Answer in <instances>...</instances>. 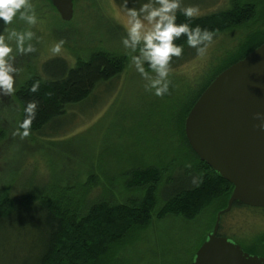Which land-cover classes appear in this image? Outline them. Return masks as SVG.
<instances>
[{"label": "rangeland", "instance_id": "1", "mask_svg": "<svg viewBox=\"0 0 264 264\" xmlns=\"http://www.w3.org/2000/svg\"><path fill=\"white\" fill-rule=\"evenodd\" d=\"M229 1L181 0V6L198 8L197 17H201L227 9ZM251 1L257 5L253 22L214 38L203 56L188 47L172 59L169 91L162 97L146 91L148 81L130 67V56L121 43L127 34L124 0H72L69 22L60 19L51 1L29 0L37 14L35 25L14 19L5 30L0 21V35L14 50L11 63L17 69L13 74L15 90L40 64L53 58L66 60L69 68L96 52L127 59L122 74L97 85L86 100L67 107L63 116L24 139L13 135L20 116L13 93H0V130L4 134L0 141V198L8 194L42 201L112 197L124 202L131 196L124 183L133 170H163L160 186L168 178L183 177L181 170L195 161L182 134L187 110L243 40L264 29V0ZM144 2L147 0H128V7L139 8ZM13 29L32 31L33 37H26L24 46L31 44L35 51H16L15 38L7 40ZM60 41V52H53ZM90 182H97L98 190L87 192ZM163 186L157 195L159 204ZM133 196L140 194L135 192ZM216 209L192 221L154 218L148 228L132 236L131 243L117 252L112 264H192L212 230ZM30 218L20 215L16 222L0 229V264H30L39 255L42 246L37 243L38 230L28 224ZM221 222L233 233L258 237L264 233V209L234 210Z\"/></svg>", "mask_w": 264, "mask_h": 264}, {"label": "trees", "instance_id": "2", "mask_svg": "<svg viewBox=\"0 0 264 264\" xmlns=\"http://www.w3.org/2000/svg\"><path fill=\"white\" fill-rule=\"evenodd\" d=\"M46 1L50 4V0ZM256 14L254 1L230 0L227 9L207 16L188 19L178 11L176 22L189 23L192 27L199 25L213 31L216 38L250 24L256 19ZM175 43L183 46V52L189 47L183 36ZM263 44L264 29L245 38L195 101L217 75ZM126 66V57L106 52L93 53L85 61L77 60L73 68H69L62 58L40 64L36 72L12 94L20 112L18 122L24 119L23 110L28 103L35 102L36 118L32 121L30 134L40 132L47 124L63 116L67 107L86 100L97 85L122 74ZM37 83L38 90L31 92ZM182 134L195 161H189L187 169L181 170L184 171L183 177L168 178L162 185V204H159L157 195L162 188L163 170H133L124 183L125 191L131 195L124 202H116L112 197H95L96 200L85 197L74 201L61 197L42 201L8 194L0 198V229L16 222L20 215L32 218L36 214L38 218H30L28 224L38 230L37 243L42 247L30 264H112L117 252L131 243L132 236L148 228L154 218L177 217L192 221L218 207L212 218L214 226L216 215L226 207L233 187L192 152L184 135V125ZM3 138L0 130V141ZM183 178L185 180L181 181ZM96 184H87V192L98 190ZM135 192L140 196H133Z\"/></svg>", "mask_w": 264, "mask_h": 264}, {"label": "water", "instance_id": "3", "mask_svg": "<svg viewBox=\"0 0 264 264\" xmlns=\"http://www.w3.org/2000/svg\"><path fill=\"white\" fill-rule=\"evenodd\" d=\"M50 1L62 21L72 19V0ZM257 112L264 113V44L217 75L184 122L192 152L233 187L192 264H264L216 236L221 216L234 203L264 209V131L257 127Z\"/></svg>", "mask_w": 264, "mask_h": 264}, {"label": "clouds", "instance_id": "4", "mask_svg": "<svg viewBox=\"0 0 264 264\" xmlns=\"http://www.w3.org/2000/svg\"><path fill=\"white\" fill-rule=\"evenodd\" d=\"M178 11L188 19L199 15L198 8L182 7L181 0H147L139 8L128 7V0H124L127 34L121 43L130 56V67H134L148 81L145 85L146 91H152L158 97L168 93L170 63L174 57H180L183 53V46L175 41L182 36L186 37L187 45L200 56L214 42L213 31L202 29L199 25L192 27L189 23H177ZM14 19L23 20L28 25L37 23V14L29 0H0V21L3 22L5 30ZM33 35L32 31L19 32L13 29L8 32L7 40L15 38L16 51L31 53L35 51L34 47L31 44L25 47L24 42L26 37L30 39ZM62 44L63 41L57 42L52 51L59 53ZM13 51L5 37L0 35V93L6 95L15 90L13 74L17 69L11 63L14 59ZM151 74H154V78ZM38 86V83L34 84L31 92H36ZM36 108L35 102L28 103L23 110L24 119L18 122L13 135H19L21 139L29 136L32 121L36 118ZM255 118L260 121L257 127L264 131V113L257 112Z\"/></svg>", "mask_w": 264, "mask_h": 264}, {"label": "flooded vegetation", "instance_id": "5", "mask_svg": "<svg viewBox=\"0 0 264 264\" xmlns=\"http://www.w3.org/2000/svg\"><path fill=\"white\" fill-rule=\"evenodd\" d=\"M242 209L253 210V209H262V208H253V207L246 206L242 203L236 202L234 203V205L232 206L231 210L228 213L223 214L221 216V220L224 216H227L234 210H242ZM221 220H220L219 229L216 235L218 238L227 239L232 244L239 246L244 253L250 256H256L258 258L264 259V233L259 234L258 237H254V238H249V236H241L236 233H233L231 228L229 227L224 229ZM238 239H243L244 243H239Z\"/></svg>", "mask_w": 264, "mask_h": 264}]
</instances>
